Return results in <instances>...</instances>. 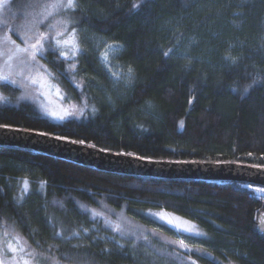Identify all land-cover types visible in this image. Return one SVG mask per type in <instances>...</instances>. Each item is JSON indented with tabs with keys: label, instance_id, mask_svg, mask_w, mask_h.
<instances>
[{
	"label": "trees",
	"instance_id": "16d2710c",
	"mask_svg": "<svg viewBox=\"0 0 264 264\" xmlns=\"http://www.w3.org/2000/svg\"><path fill=\"white\" fill-rule=\"evenodd\" d=\"M66 10L69 28L121 46L133 81L115 90L87 44L73 58L51 46L43 66L83 114L54 119L5 97L0 126L144 159L264 166V0H74ZM247 185L105 173L0 146V234L22 264H264V195ZM102 207L176 245L123 237L95 212ZM148 209L187 218L207 237L181 242Z\"/></svg>",
	"mask_w": 264,
	"mask_h": 264
},
{
	"label": "rangeland",
	"instance_id": "374dc122",
	"mask_svg": "<svg viewBox=\"0 0 264 264\" xmlns=\"http://www.w3.org/2000/svg\"><path fill=\"white\" fill-rule=\"evenodd\" d=\"M37 1L27 5L0 0V101L19 96L54 119L79 118L83 114L85 104L72 100L43 66L41 58L51 46L73 58L87 44L95 51L113 88L119 91L129 86L133 75L117 59L119 44L88 30L69 28L71 19L66 9L74 0ZM246 187L255 196L264 195V186L250 184ZM95 212L105 217L116 232L135 242L153 241L164 248L176 245L170 236L142 226L122 212L104 207ZM143 214L173 229L181 242L186 241L181 236L207 237L196 223L173 212L148 209ZM22 245L28 250L24 242ZM16 248L10 237L0 234V264H22Z\"/></svg>",
	"mask_w": 264,
	"mask_h": 264
},
{
	"label": "water",
	"instance_id": "95a60500",
	"mask_svg": "<svg viewBox=\"0 0 264 264\" xmlns=\"http://www.w3.org/2000/svg\"><path fill=\"white\" fill-rule=\"evenodd\" d=\"M0 146H15L100 172L160 179L236 181L264 186V166L237 161H168L113 153L28 130L0 126ZM256 229L264 234V213Z\"/></svg>",
	"mask_w": 264,
	"mask_h": 264
},
{
	"label": "snow or ice",
	"instance_id": "6c2138e0",
	"mask_svg": "<svg viewBox=\"0 0 264 264\" xmlns=\"http://www.w3.org/2000/svg\"><path fill=\"white\" fill-rule=\"evenodd\" d=\"M253 83H255V81L253 82ZM250 87V86H249ZM245 91H247V88L245 89ZM183 242V241H182Z\"/></svg>",
	"mask_w": 264,
	"mask_h": 264
}]
</instances>
